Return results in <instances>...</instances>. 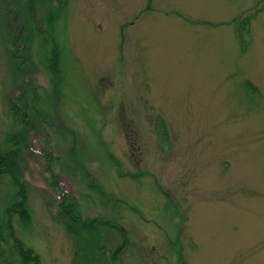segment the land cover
<instances>
[{
  "label": "rangeland",
  "instance_id": "1",
  "mask_svg": "<svg viewBox=\"0 0 264 264\" xmlns=\"http://www.w3.org/2000/svg\"><path fill=\"white\" fill-rule=\"evenodd\" d=\"M26 1L0 0V147L31 83L46 117L20 154L30 221L11 224L40 263L87 264L54 218L55 177L82 217L124 233L114 264H264V0H62L55 88L30 37L54 2ZM10 194L0 184V218Z\"/></svg>",
  "mask_w": 264,
  "mask_h": 264
},
{
  "label": "trees",
  "instance_id": "2",
  "mask_svg": "<svg viewBox=\"0 0 264 264\" xmlns=\"http://www.w3.org/2000/svg\"><path fill=\"white\" fill-rule=\"evenodd\" d=\"M54 5L44 7L45 14L41 18L44 27H34L32 24L30 37L34 36L41 39L40 48L46 50L45 70L51 76L53 87L60 84V68L59 48L53 39V26L56 22L62 7V0H52ZM27 3L30 1L27 0ZM28 6V10L30 7ZM237 38L242 46L248 36L249 17H239L233 21ZM23 27V25H22ZM20 27V28H22ZM18 41V37L14 38L13 44ZM24 47V46H23ZM22 47L18 51L24 50ZM24 54V53H23ZM23 61V60H22ZM24 84L27 79L23 80ZM22 85L18 95L10 99L8 111L14 122L20 125V129L16 133L8 134L5 138L4 146L0 147V184L6 183L11 190V194L7 197L0 218V257L4 260L3 264H41L38 255L32 249L26 247L18 238L12 228V220H16L20 227H26L29 224L30 217L27 208L26 186L24 181V163L25 156L20 154L26 148L27 133L34 124L45 119V115L39 106L40 102L38 89L33 87L31 83ZM250 94H255V88L250 84H245ZM29 89V90H28ZM28 90L31 93L32 109L25 104L24 96ZM33 94V95H32ZM21 103L18 105V101ZM34 117H37L36 119ZM161 131L165 136V129L161 123ZM27 149H29L27 147ZM30 150V149H29ZM109 158V157H108ZM116 166L117 164L109 158ZM117 167V166H116ZM120 175L119 173H117ZM126 176V175H125ZM55 177L51 178V187L56 189L57 204L54 218L62 226L65 234L70 238L75 247V256L87 264H114L116 258L125 247L124 233L109 220L98 217L87 218L80 215L78 204L75 198L67 194L65 189L55 183ZM89 189L95 192L99 197L105 199V195L98 185L89 183ZM62 188V189H61ZM111 231L120 239L121 244L114 250L107 249L103 241L102 231ZM101 233V234H100Z\"/></svg>",
  "mask_w": 264,
  "mask_h": 264
}]
</instances>
